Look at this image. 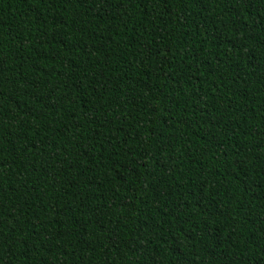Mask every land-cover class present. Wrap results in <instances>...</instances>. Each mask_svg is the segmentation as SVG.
<instances>
[{"label":"trees","instance_id":"obj_1","mask_svg":"<svg viewBox=\"0 0 264 264\" xmlns=\"http://www.w3.org/2000/svg\"><path fill=\"white\" fill-rule=\"evenodd\" d=\"M0 264H264V0H0Z\"/></svg>","mask_w":264,"mask_h":264}]
</instances>
